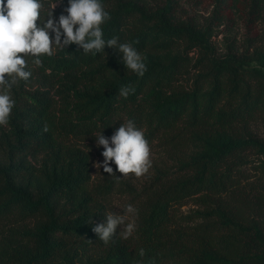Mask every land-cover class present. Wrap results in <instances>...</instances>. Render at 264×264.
<instances>
[{
    "label": "trees",
    "instance_id": "trees-1",
    "mask_svg": "<svg viewBox=\"0 0 264 264\" xmlns=\"http://www.w3.org/2000/svg\"><path fill=\"white\" fill-rule=\"evenodd\" d=\"M245 1L264 14V0H216L202 24L181 18L178 0L155 8L102 0L111 15L106 40L130 42L140 54L185 45L169 60L145 62L143 77L107 45L93 55L71 44L40 57L43 66L25 57L32 75L12 87L15 106L0 128V223L10 224L0 231V264H264V139L250 125L264 115V50L221 54L212 39ZM67 6L61 0L59 10ZM124 86L135 92L121 97ZM128 119L175 163L142 192L124 183L137 201L136 231L123 240L118 225L105 245L92 228L106 222L117 182L92 180L83 142ZM194 141L200 150L190 155ZM191 201L197 207L184 213Z\"/></svg>",
    "mask_w": 264,
    "mask_h": 264
},
{
    "label": "clouds",
    "instance_id": "clouds-1",
    "mask_svg": "<svg viewBox=\"0 0 264 264\" xmlns=\"http://www.w3.org/2000/svg\"><path fill=\"white\" fill-rule=\"evenodd\" d=\"M44 0H0V126H7L15 106L11 89L19 81L27 82L32 75L25 57H34V64L43 66L42 56L52 57L56 49H66L71 44L82 48L85 54L105 52V46L121 55L127 69L143 77L147 71L144 58L130 42H120L118 38H104L102 25L111 19L102 0H68L65 14L54 17L56 0H50L48 12L44 14ZM54 33V37L50 35ZM135 88L124 86L119 95L127 98ZM103 132V131H102ZM96 135L97 147L103 148V161L94 162L108 175L141 178L152 168V151L145 131L135 120L128 119L115 129L111 137ZM115 165V171L112 165ZM137 209L127 204L123 214L109 212L106 222L95 225L92 231L105 244L114 242L117 226H122L119 238L129 239L136 231L134 220ZM127 221V222H126ZM91 222V220L89 221ZM145 250H139L143 258ZM137 264H140L138 261Z\"/></svg>",
    "mask_w": 264,
    "mask_h": 264
},
{
    "label": "rangeland",
    "instance_id": "rangeland-1",
    "mask_svg": "<svg viewBox=\"0 0 264 264\" xmlns=\"http://www.w3.org/2000/svg\"><path fill=\"white\" fill-rule=\"evenodd\" d=\"M179 1V16L181 18H187L191 16L193 19L197 20L199 23L205 24L208 23L213 15L214 8L216 6V0H178ZM149 6L155 8L157 6H162L167 3V0H147ZM61 5V0L56 1V7L54 10V17L56 19L59 18L60 14H65L66 12L60 11L59 7ZM251 4L249 1H245V5L242 8H234L232 10L231 15L228 18H225L223 23L216 27V33L213 36V41L215 46L217 47V53H226L229 50H234L239 53L242 52H254L256 49L264 50V14L258 15L254 14L251 10ZM54 37V33H50ZM185 51V45L178 46V48H173L171 50L166 51H144L141 53L144 58V62L149 61H160L164 62L174 57L175 55L181 54ZM189 55L194 56L193 60H196L198 56L197 49L189 50ZM115 58H119L116 55H113ZM252 64L260 65L259 61L256 60L252 62ZM122 68H126L125 65H121ZM127 69V68H126ZM264 69V65H263ZM196 71V70H195ZM194 73V72H193ZM38 86L37 82L33 83L32 87L36 88ZM251 128L256 135L264 139V115L260 114L255 120L251 123ZM3 126H0V128ZM106 137H111L106 136ZM90 146L92 150V180L94 182L102 181L104 182L107 178L116 179V184L114 187V192L110 196L109 206L110 212H118L123 214V209L127 204L135 205L137 203L135 197L132 194H129L127 191H124V183L128 182L135 186L137 191L142 192L146 188V186L151 185L153 182L158 180L160 172L163 170L164 166L175 163L171 156H169L168 152L164 145L161 144V141L158 139H154L151 145L152 151V160L153 165L150 169L149 173L141 178H136L134 175H129L128 177H120L117 179V176H121L119 172L116 175H108L103 171L101 167L99 169L94 166V162L103 161V156L101 155L103 148L97 147L96 140L93 141H85ZM200 142L194 141L191 142L189 147V154L192 155L195 152H199L200 150ZM33 164L38 165V161H33ZM115 171V165H112ZM178 167H173L169 170V173H178ZM177 170V171H176ZM172 176V174H171ZM169 177V176H167ZM196 204L194 201L189 202L181 207V210L184 213H187L192 208H196ZM132 215L129 214V221L132 220ZM127 222V221H126ZM0 223V231H6L9 223ZM3 225V226H2Z\"/></svg>",
    "mask_w": 264,
    "mask_h": 264
}]
</instances>
